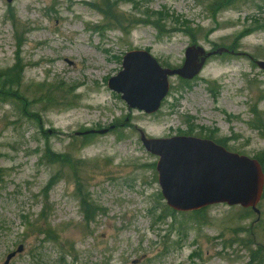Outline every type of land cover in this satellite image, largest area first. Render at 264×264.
<instances>
[{"label":"rangeland","instance_id":"rangeland-1","mask_svg":"<svg viewBox=\"0 0 264 264\" xmlns=\"http://www.w3.org/2000/svg\"><path fill=\"white\" fill-rule=\"evenodd\" d=\"M100 1L0 0V83L20 68L18 85L0 89V264L19 246L8 264H264V189L259 214L226 204L173 211L140 141L185 136L264 152L255 129L264 0H239L214 19L193 0H111L125 33L107 27ZM178 20L195 34L175 31ZM190 47L213 55L194 79L168 80L156 113L129 109L107 86L127 52L179 68ZM78 190L96 208L89 224Z\"/></svg>","mask_w":264,"mask_h":264},{"label":"water","instance_id":"water-1","mask_svg":"<svg viewBox=\"0 0 264 264\" xmlns=\"http://www.w3.org/2000/svg\"><path fill=\"white\" fill-rule=\"evenodd\" d=\"M210 55L200 48H187L182 66L170 69L161 67L148 52L130 51L123 57L122 70L108 80L107 86L121 95L129 109L150 115L160 109L167 96L168 79L192 80ZM256 65L264 71V61H257ZM140 141L148 153L158 158L157 182L170 209L195 212L226 204L250 208L259 214L256 206L262 196L264 174L256 159L231 153L207 139H146L140 133ZM21 251L19 246L7 255L5 264Z\"/></svg>","mask_w":264,"mask_h":264},{"label":"trees","instance_id":"trees-1","mask_svg":"<svg viewBox=\"0 0 264 264\" xmlns=\"http://www.w3.org/2000/svg\"><path fill=\"white\" fill-rule=\"evenodd\" d=\"M193 1L196 3H199L200 6L203 5L205 10L208 12V14L211 15L210 18L212 17L214 19L216 13L221 12L224 9H228V8L233 7L234 5H236V3L239 0H193ZM99 4H101L100 5L101 7L98 6V7H100V9L97 8V10L100 11V13L107 20L106 21L107 27L110 28L111 26H119L120 28H122L121 30L125 33L126 28H124L122 26V23H126L125 21H127L128 19H126V18L123 19L121 16H119V20L117 22L112 19V16L115 13L114 12V5L116 3L114 4L111 0H101ZM133 4L137 6V4H135V3H133ZM95 10H96V7H95ZM160 19H161V16H160ZM160 19H157V21L154 22L155 26L161 25L165 29L166 25L162 22H159ZM146 21H147V19H145L144 22H146ZM177 24L179 25V27L175 28L176 29L175 31L183 32L185 34H195L196 30H193L192 28L188 27L186 25V22L179 23V20H178ZM156 30L158 31V33H162V29L156 28ZM246 34H248V33H246ZM11 71L12 72L18 71V72L15 74V76H13L10 83H7V82L0 83V89H3L5 87L10 88L14 83L18 85L20 68H18V66H14ZM252 113H253V117H255L257 120L258 113H256V110H252ZM257 123L258 124L255 125V129L262 132V137L264 138V120L262 121V119L260 118L257 120ZM88 136L89 135L83 137V135H82V138L87 139ZM216 143L225 148L224 142L222 140H219ZM255 159L259 162V164L262 168V171L264 173V152L261 153L260 155L256 156ZM77 193H78L77 194L78 198L80 200V209H81V212L83 214V220L86 224H89L94 220V217L96 214V208L90 204L89 198H87V197L85 198L84 195L80 194L79 190L77 191Z\"/></svg>","mask_w":264,"mask_h":264}]
</instances>
